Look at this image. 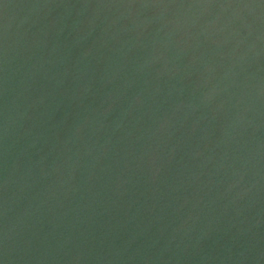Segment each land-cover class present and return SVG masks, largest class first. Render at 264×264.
Listing matches in <instances>:
<instances>
[{
	"label": "water",
	"instance_id": "water-1",
	"mask_svg": "<svg viewBox=\"0 0 264 264\" xmlns=\"http://www.w3.org/2000/svg\"><path fill=\"white\" fill-rule=\"evenodd\" d=\"M0 264H264V0H0Z\"/></svg>",
	"mask_w": 264,
	"mask_h": 264
}]
</instances>
